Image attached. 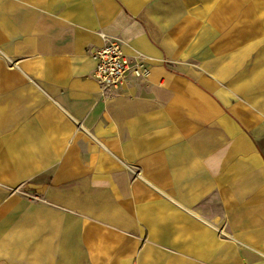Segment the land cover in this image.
<instances>
[{
	"label": "crops",
	"instance_id": "crops-1",
	"mask_svg": "<svg viewBox=\"0 0 264 264\" xmlns=\"http://www.w3.org/2000/svg\"><path fill=\"white\" fill-rule=\"evenodd\" d=\"M0 264H264V0H0Z\"/></svg>",
	"mask_w": 264,
	"mask_h": 264
},
{
	"label": "built area",
	"instance_id": "built-area-1",
	"mask_svg": "<svg viewBox=\"0 0 264 264\" xmlns=\"http://www.w3.org/2000/svg\"><path fill=\"white\" fill-rule=\"evenodd\" d=\"M104 45L93 53L94 77L105 90L123 91L134 82L147 79L150 68L143 54H129L122 39L100 33Z\"/></svg>",
	"mask_w": 264,
	"mask_h": 264
},
{
	"label": "rangeland",
	"instance_id": "rangeland-1",
	"mask_svg": "<svg viewBox=\"0 0 264 264\" xmlns=\"http://www.w3.org/2000/svg\"><path fill=\"white\" fill-rule=\"evenodd\" d=\"M111 36V35H110ZM113 37H116V36H113ZM117 38H119V37H117ZM121 39V38H120ZM130 54V53H129ZM137 54H142V52H137L136 53V55ZM145 57H147V63H148V66H149V68H150V59L148 58V56H146L145 54H143ZM165 63H168L167 61H165ZM150 71H151V69H150ZM151 73V72H150ZM150 76V75H149ZM149 78V77H148ZM148 78L147 79H145V80H143V81H139V82H134V83H131V84H129V87H131V86H137L138 84H140V83H142V82H144V81H147L148 80ZM101 89L103 90V91H110L111 92V90H105V89H103L102 87H101ZM126 90V89H125ZM125 90H123V91H112V92H124ZM28 186H22V187H18V188H16L15 190H14V192H15V194H18V195H21L22 197H26V198H28V199H31V200H33V201H42V198L40 197V196H37L36 194H34V193H32L31 191H30V189H28L27 188ZM213 207V211H215V212H219L220 211V209H219V206H218V204L216 203V198L214 197L212 200H211V202L209 203V205H207V204H204L203 206H202V209H210V208H212Z\"/></svg>",
	"mask_w": 264,
	"mask_h": 264
}]
</instances>
